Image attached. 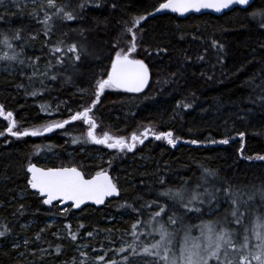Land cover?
Here are the masks:
<instances>
[{
  "label": "trees",
  "instance_id": "trees-1",
  "mask_svg": "<svg viewBox=\"0 0 264 264\" xmlns=\"http://www.w3.org/2000/svg\"><path fill=\"white\" fill-rule=\"evenodd\" d=\"M30 1L18 0L19 4L26 5L18 8L13 0H5V6L0 7V16L4 17L0 19V40L2 34L11 37L15 30L23 29V40H12L13 47L19 51V46H24L21 58L40 57L39 71L31 81L21 75L22 70L32 74L33 68L28 63L21 66L0 60V106L4 112L0 115V131L5 132L0 136V231L10 230L0 238V264H80L84 261L81 257L91 258L86 264H105L95 260L98 254L105 253L106 261L120 260L121 254L109 251L121 246L117 237L133 242L129 234L131 225L137 219L148 221L149 212L158 210L142 209V215L137 216L121 205L128 202L140 208L155 200L162 188L179 186L184 180L194 187L200 182L204 168L218 172L219 180L208 177L209 187L213 183L218 187L227 181L234 189H240L245 199L254 191L253 186L264 185V161L246 159L264 155V101L259 99L264 96V27L258 26L262 17L253 20L240 8L220 16L204 14L185 19L169 14L153 15L137 26L142 32L134 28L138 38L142 37L137 58L145 59L152 70L148 89L139 94L106 90L93 109L97 125L106 126L109 132L125 139L146 128L151 130L137 150L121 152L91 143L85 126L76 121L41 136L17 139L6 132L10 123L6 114L13 113L20 130H31L68 119L69 109L75 113L89 106L94 99L95 79L110 68L112 45L116 41L123 45L131 37L125 33V26L131 27L137 16L154 11L162 0H89L83 19L61 24L54 17L55 29L50 38L43 35L42 25L29 16L35 10ZM65 2L68 0H56L57 6ZM262 2L256 0L253 10L264 12L257 8ZM70 3L75 7L79 0H70ZM96 3L100 6L96 7ZM113 3L115 8L111 7ZM48 11L51 13L54 9ZM39 19H43V12ZM30 34L37 38L31 40ZM60 40L65 44L86 45L99 57H83L75 70L69 67L68 72H74L71 84L64 83L65 76L52 81L40 74L49 59L55 63L45 42L53 45ZM213 40L224 44L222 53L211 46ZM158 45L167 46V53L148 57L144 48L154 50ZM12 51L0 43V56L11 55ZM200 56L204 59H199ZM55 71L64 70L53 69L49 76ZM170 73L178 74L171 76ZM165 80L172 82L165 84ZM33 91L37 95H31ZM186 102L192 106L177 108L178 103ZM168 131L179 138L175 147L154 138L153 133ZM241 132L243 138L239 135ZM192 139L200 143H186ZM223 139L229 143H218ZM213 140L217 143H211ZM98 152L104 156L95 157ZM29 162L42 168L78 166L88 175L103 168L118 183L119 198L108 201L103 208L87 206L80 211L70 208L60 215L59 204L42 205V198L27 186L25 169ZM161 179L165 181L163 186L159 183ZM259 202L257 196L256 203ZM21 204L23 215L17 212ZM227 207V203L222 204L221 211ZM252 219L249 217L246 222L251 225ZM200 222L194 216L187 221L196 225ZM66 224L77 233V241L69 237ZM80 224L84 227L80 228ZM41 228L45 231L37 241L35 234ZM148 231L150 227L143 223L137 234ZM87 232L94 234L89 237ZM196 232L194 229L192 234ZM181 237L183 233L178 239ZM24 239L31 241L27 247L23 245ZM109 240L115 243L110 244ZM140 241L145 245L154 242L151 236L145 235H140ZM13 242H19L21 247L14 251ZM83 246H88L87 256L80 255ZM20 252L24 255H19Z\"/></svg>",
  "mask_w": 264,
  "mask_h": 264
},
{
  "label": "snow or ice",
  "instance_id": "snow-or-ice-1",
  "mask_svg": "<svg viewBox=\"0 0 264 264\" xmlns=\"http://www.w3.org/2000/svg\"><path fill=\"white\" fill-rule=\"evenodd\" d=\"M13 3L18 8L26 7L19 4L18 0H13ZM35 10L29 13L32 19H35L42 25V32L45 37L50 38L55 29L54 17L58 18L61 24L65 21H77L83 19L82 13L88 6L89 0H79V3L73 7L70 3L65 2L57 6L56 0H32ZM256 0H162L158 6L154 7V11H149L146 14L137 16L131 27L125 26V33L131 34L130 39H126L123 45L116 41L112 45V53L109 56L110 68L100 73L99 78L94 82V99L89 106L83 107L82 110H77L71 113L68 119L62 122H54L42 125L31 130H20L16 121L13 119V113L7 112L6 118L10 121L6 128L7 134L16 137H37L44 133H50L54 129L64 128L65 125L74 121H82L87 124L89 131L87 137L91 143L95 145H104L108 149H118L123 152L127 149L132 152L137 143L144 144L150 129L146 128L139 136L136 133L131 135L130 141L123 137H112L108 133H104L103 138H98L94 135V129L97 127L94 119L93 109L100 103L101 96L106 90L122 91L124 93H141L149 85L152 76V70L148 63L143 58H137L138 48L142 44V37L138 38L137 31L142 29L137 26L141 25L142 21L147 20L149 16L160 13L165 10H170L173 13L184 15L189 12H201V10H213L217 13L224 10L232 9L234 6H243L242 10L249 14L250 18L255 20L258 16L262 17L258 23L259 27H264V12L253 10V4ZM5 6V0H0V7ZM96 7L100 4L96 3ZM112 8L116 4L111 5ZM258 9H264V2L257 5ZM48 9H54L49 13ZM43 12V19H39V14ZM0 16V19H3ZM137 28V31H133ZM226 30V29H222ZM73 31H75L73 29ZM23 29H17L9 37L8 34H2L3 39L0 40L5 47L12 49V54H4L0 56V60L18 63L24 66L33 68L31 75L21 71V75H26L29 81L39 71L37 65L40 60L39 56L21 58L24 55V46L20 45L19 51L13 47L12 40H23ZM81 35L84 30H81ZM67 35V33H64ZM31 40L37 37L30 34ZM183 38V37H181ZM196 38V37H194ZM45 46L49 49L50 57L46 64L45 70L40 73L48 79L55 81L61 76H65L64 83H73V73L68 72V68L75 70L83 57H92L99 59L95 53L90 52L86 45L65 44L63 40L57 41L53 45ZM211 46L216 48L218 53H222L224 44L217 40H213ZM148 57L153 54L159 56L168 51L167 46H157L154 50L144 48ZM60 55H57V54ZM204 59L203 56L198 57ZM53 69H63L64 71H55L49 76V71ZM67 73V75H65ZM178 73H170L171 76H176ZM210 78V77H209ZM172 81L165 80L167 84ZM43 84V81H41ZM18 87H24L19 85ZM83 92V90H81ZM31 95H37L33 91ZM194 95V94H193ZM264 101V96L259 97ZM255 103L256 101H252ZM192 105L190 102L178 103L177 108L188 109ZM59 107V106H57ZM44 111H48L46 108ZM3 106H0V115H3ZM49 114H51L49 112ZM5 135L4 131H0V136ZM155 140H164L167 144L175 147L179 138H174L172 131L153 133ZM239 135L243 138L244 133ZM143 137V138H142ZM73 143H77L73 139ZM193 145H198L200 141L192 139L186 141ZM211 143H217L213 140ZM220 144H228V139L218 141ZM248 160L264 161V155L257 154L255 157H246ZM109 167L111 161L108 162ZM27 186L35 190L34 194L41 197L40 203L56 207L54 202L66 204L70 202L69 207H64L59 210V214L67 213L70 208L80 209L81 205L86 202H92L96 205L105 203L106 198L119 196L120 189L118 183L114 181L109 173L101 168L94 175L86 174L82 167H52L39 168L35 163L29 162L25 169ZM208 177H213L219 180L218 172L204 168L199 181L194 187L189 185L188 180H184L179 186H167L157 192V198L150 203L141 205L140 208H135L132 204L125 202L121 207H127L137 214L142 215V209L158 210L149 212L148 221L137 219L132 225V231L129 233L133 237V242L129 243L121 237V246L116 249L110 248L109 251L121 254L120 260L109 258L106 261V255L98 254L95 257L96 261L105 262V264H264V185L254 187V191L247 194V199L244 198V193L240 189H234L227 181H223L217 187L215 183L209 187ZM159 183L163 186L165 181L161 179ZM198 189H201L198 191ZM259 196V203H256V197ZM163 201V202H162ZM227 203L228 207L221 211L222 204ZM39 211V209H37ZM17 212L20 215L24 214V205H19ZM207 215L209 218L204 220ZM199 219L200 224L187 223L192 217ZM249 217L253 218L251 225L246 221ZM147 223L151 231L137 234V229L141 224ZM27 227V226H23ZM80 228L84 225L80 224ZM68 235L73 242L77 241V233L71 230V225L66 224ZM196 229L199 231V236H193L192 232ZM10 230L0 231V238L5 237ZM45 229L41 228L35 234V240H40V233ZM98 232L99 230H94ZM109 233L111 229L106 230ZM180 233H183L182 241L178 239ZM94 232H87L86 235L91 237ZM140 235L151 236L152 243L145 245L140 241ZM31 241L23 240V245L27 247ZM110 244L115 242L109 240ZM21 247L19 242H13V250H18ZM45 251V250H41ZM96 251V249H93ZM56 252H60V247H56ZM19 255H24L20 252ZM81 256H87V253L81 251ZM150 258V259H149ZM80 264H86L81 261Z\"/></svg>",
  "mask_w": 264,
  "mask_h": 264
},
{
  "label": "water",
  "instance_id": "water-1",
  "mask_svg": "<svg viewBox=\"0 0 264 264\" xmlns=\"http://www.w3.org/2000/svg\"><path fill=\"white\" fill-rule=\"evenodd\" d=\"M236 8L242 9L243 6H234L232 9L224 10V11L219 12V13H217V12H215L213 10H201V12H199V13H197V12H189V13H186L184 15H180L178 13H173L170 10H165V11H162L160 13H156L155 15H166V14H169V15L177 16L180 19H185V18H187L189 16H200V15H204V14H212V15H218V16H220V15H223L224 13L230 12L233 9H236ZM149 83H150V81H149ZM148 87H149V85L145 88V90L143 92H145L148 89ZM143 92H141V93H143ZM132 94H139V93H132ZM37 167L42 168V167H40L38 165H37ZM109 175L111 176L110 173H109ZM30 190L32 192H35V190H32L31 188H30ZM118 198H119V196H114V197L106 198L105 203L102 204V205H96V204H93L92 202L89 201V202H86L85 204L81 205L80 209H75V208H73V209L76 210V211H80V210H82L83 208H85L87 206H91V207H95V208L99 209V208H103L108 201L115 200V199H118ZM54 204H59V206L61 208H64V207H69L70 202H68L66 204H60L59 202H54ZM46 206L47 207H51V206H48V205H46Z\"/></svg>",
  "mask_w": 264,
  "mask_h": 264
},
{
  "label": "rangeland",
  "instance_id": "rangeland-1",
  "mask_svg": "<svg viewBox=\"0 0 264 264\" xmlns=\"http://www.w3.org/2000/svg\"><path fill=\"white\" fill-rule=\"evenodd\" d=\"M28 3H31V1L28 0ZM76 123H77V124L84 125L85 128H86V132L89 131V127H88L87 124L83 123L82 121H76ZM37 128H38V127H37ZM100 128H101V130H100ZM93 131H94V135H96L98 138H103L104 133H108V135H109V136H112V137H120V136H117V135H115V134L109 132V131L106 129V126H100V125H97V127H96ZM143 132H144V131H143ZM143 132H141V133H143ZM141 133H139V134H137V135L139 136ZM142 138H143V137H142ZM126 140L130 141V138L128 137ZM140 145H142V144L137 143V146H136L135 149L137 150L138 147H139ZM69 156H71V153H69ZM103 156H104V153H103V152H98V154L95 155V157H103ZM199 234H200V233H199V231H198V232H196V234H194V235L192 234V235H193V236H199ZM181 238H183V237H181ZM181 241H182V239H181ZM87 250H88V246H83V247L79 250V252L83 251V252L87 253ZM81 259H83L85 262H90V261H91V258H90V257H81ZM81 259H80V260H81ZM93 262H94V261H93Z\"/></svg>",
  "mask_w": 264,
  "mask_h": 264
}]
</instances>
